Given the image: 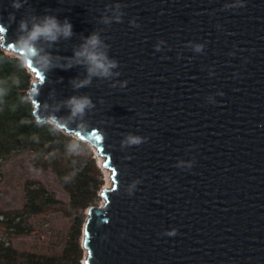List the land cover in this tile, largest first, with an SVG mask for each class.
Segmentation results:
<instances>
[{
    "label": "water",
    "instance_id": "obj_1",
    "mask_svg": "<svg viewBox=\"0 0 264 264\" xmlns=\"http://www.w3.org/2000/svg\"><path fill=\"white\" fill-rule=\"evenodd\" d=\"M0 28L36 122L110 172L82 264H264V0H0Z\"/></svg>",
    "mask_w": 264,
    "mask_h": 264
},
{
    "label": "trees",
    "instance_id": "obj_2",
    "mask_svg": "<svg viewBox=\"0 0 264 264\" xmlns=\"http://www.w3.org/2000/svg\"><path fill=\"white\" fill-rule=\"evenodd\" d=\"M30 87L31 74L24 62L0 48V176L7 157L27 152L35 168L55 174L68 201L61 204L41 182L26 180L22 206L0 209V264H82L85 211L97 204L102 174L85 143L52 124L36 122ZM53 212L71 220L57 249L53 244L47 252L20 251L12 246L13 238L40 236L36 220Z\"/></svg>",
    "mask_w": 264,
    "mask_h": 264
},
{
    "label": "rangeland",
    "instance_id": "obj_3",
    "mask_svg": "<svg viewBox=\"0 0 264 264\" xmlns=\"http://www.w3.org/2000/svg\"><path fill=\"white\" fill-rule=\"evenodd\" d=\"M12 54V53H9ZM15 55V54H13ZM17 56V55H15ZM34 79V75L31 73ZM92 152L96 164L99 163L95 158L93 148L89 147ZM102 161V159H101ZM98 166V164H97ZM102 174V187H111L112 181L107 170L99 168ZM2 174L0 176V209L19 208L22 206L23 184L26 180L39 181L49 191L53 192L55 197L61 204L68 201L67 194L62 190L55 174L51 170L43 171L35 168L31 163V155L24 152L20 155H11L2 164ZM109 172V171H108ZM110 173V172H109ZM110 182V183H109ZM101 187V188H102ZM99 197L97 204L101 203ZM36 228L40 232V236L33 234L30 236H22L11 239L13 247L20 251L47 252L50 244L57 249L62 243L66 235L71 220L60 212H53L43 218L36 220Z\"/></svg>",
    "mask_w": 264,
    "mask_h": 264
},
{
    "label": "clouds",
    "instance_id": "obj_4",
    "mask_svg": "<svg viewBox=\"0 0 264 264\" xmlns=\"http://www.w3.org/2000/svg\"><path fill=\"white\" fill-rule=\"evenodd\" d=\"M25 27V25L23 23H21V29H23ZM65 28V35H71V25L70 24H66L64 26ZM55 31H59V28L57 26V24L54 21L49 22L48 24H46L43 28H40L39 26L35 27L33 32L31 33L30 39H36V37L38 35H48L51 36L53 34V32ZM93 43H95V40H93ZM24 54L26 56H31L35 54V50L31 47L25 46L24 48ZM90 59H92L93 61L96 60L95 56L90 57ZM98 67H103V65H97ZM84 108V104H77L76 105V110L77 111H82ZM102 189V188H101ZM100 192V191H99ZM99 195V193H98Z\"/></svg>",
    "mask_w": 264,
    "mask_h": 264
},
{
    "label": "snow or ice",
    "instance_id": "obj_5",
    "mask_svg": "<svg viewBox=\"0 0 264 264\" xmlns=\"http://www.w3.org/2000/svg\"><path fill=\"white\" fill-rule=\"evenodd\" d=\"M3 31H4V29L3 28H0V32H3ZM90 136H91V140L96 141L97 137L100 136V135L97 134V133H92ZM83 138H87L88 139V137H83Z\"/></svg>",
    "mask_w": 264,
    "mask_h": 264
},
{
    "label": "bare ground",
    "instance_id": "obj_6",
    "mask_svg": "<svg viewBox=\"0 0 264 264\" xmlns=\"http://www.w3.org/2000/svg\"><path fill=\"white\" fill-rule=\"evenodd\" d=\"M97 159H99V163H101V158H97ZM107 174H108V176H109V172L107 171ZM110 183V182H109Z\"/></svg>",
    "mask_w": 264,
    "mask_h": 264
},
{
    "label": "built area",
    "instance_id": "obj_7",
    "mask_svg": "<svg viewBox=\"0 0 264 264\" xmlns=\"http://www.w3.org/2000/svg\"><path fill=\"white\" fill-rule=\"evenodd\" d=\"M103 188H105V187H102V189H103ZM107 188H108V187H107ZM101 203H102V200H101ZM101 203H100V204H101ZM100 204H99V205H100Z\"/></svg>",
    "mask_w": 264,
    "mask_h": 264
}]
</instances>
